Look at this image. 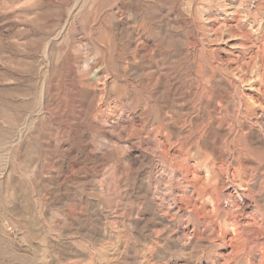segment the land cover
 <instances>
[{"label":"rangeland","instance_id":"1","mask_svg":"<svg viewBox=\"0 0 264 264\" xmlns=\"http://www.w3.org/2000/svg\"><path fill=\"white\" fill-rule=\"evenodd\" d=\"M0 264H264V0H0Z\"/></svg>","mask_w":264,"mask_h":264},{"label":"bare ground","instance_id":"2","mask_svg":"<svg viewBox=\"0 0 264 264\" xmlns=\"http://www.w3.org/2000/svg\"><path fill=\"white\" fill-rule=\"evenodd\" d=\"M220 40H221V39H220ZM235 46H236V45H235ZM230 47H231V46H230ZM234 48H235V47H234ZM237 48H238V47H237ZM237 48H236V49H237ZM232 49H233V48H232ZM224 51H225V50H224ZM229 52H230V51H229ZM237 52H238V50H237ZM227 54H228V53H227ZM230 54H231V53H230ZM230 57H231V56H230Z\"/></svg>","mask_w":264,"mask_h":264}]
</instances>
